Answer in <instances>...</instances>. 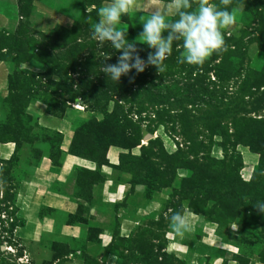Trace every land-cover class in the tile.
<instances>
[{"label":"rangeland","instance_id":"374dc122","mask_svg":"<svg viewBox=\"0 0 264 264\" xmlns=\"http://www.w3.org/2000/svg\"><path fill=\"white\" fill-rule=\"evenodd\" d=\"M125 1L0 0V264H264V0Z\"/></svg>","mask_w":264,"mask_h":264},{"label":"crops","instance_id":"0c3cea01","mask_svg":"<svg viewBox=\"0 0 264 264\" xmlns=\"http://www.w3.org/2000/svg\"><path fill=\"white\" fill-rule=\"evenodd\" d=\"M121 8L128 10L133 13H142V12H153V14H163L169 8L168 3L163 0H126ZM12 153L11 144H4L0 147V158L4 159ZM86 160L78 158L76 156H68L62 170L59 173L50 172V165L43 163L42 166L46 168L42 171V175L39 177L32 178L31 180L25 181L20 188V198L24 196V200L27 197L28 201L31 200L34 195L37 198L38 203L34 208V211L38 213L40 219H42V229L46 230L47 235L55 233L56 229L59 227V233L64 236L75 237L81 234V230L78 226L72 224H61L55 216L51 215H41V212L44 210L55 211V212H65L70 214H76L80 207V204L85 202L83 199L76 197L78 192V187L76 181L73 180L72 183H68L65 188L62 190V194L52 193V185H55V181L58 183H64L69 180V173L76 166L83 168H89V165H86ZM51 191V192H50ZM102 193L114 195H119L120 191L117 186L114 190L110 187L104 185L102 187ZM29 194V197L27 196ZM86 203V202H85ZM44 232V231H42Z\"/></svg>","mask_w":264,"mask_h":264},{"label":"water","instance_id":"95a60500","mask_svg":"<svg viewBox=\"0 0 264 264\" xmlns=\"http://www.w3.org/2000/svg\"><path fill=\"white\" fill-rule=\"evenodd\" d=\"M151 138H152V136H147V138H146V139H147V140H149V139H151Z\"/></svg>","mask_w":264,"mask_h":264}]
</instances>
